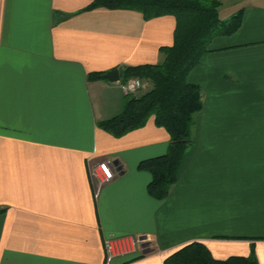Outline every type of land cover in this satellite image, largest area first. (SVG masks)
I'll return each instance as SVG.
<instances>
[{
    "label": "crops",
    "instance_id": "obj_1",
    "mask_svg": "<svg viewBox=\"0 0 264 264\" xmlns=\"http://www.w3.org/2000/svg\"><path fill=\"white\" fill-rule=\"evenodd\" d=\"M93 1L0 0V264H107L106 239L110 264H165L193 241L264 264V0L188 75L203 108L162 200L138 166L167 152L169 132L154 117L121 137L102 129L127 93L89 75L161 62L176 19ZM106 160L115 177L100 186Z\"/></svg>",
    "mask_w": 264,
    "mask_h": 264
},
{
    "label": "trees",
    "instance_id": "obj_2",
    "mask_svg": "<svg viewBox=\"0 0 264 264\" xmlns=\"http://www.w3.org/2000/svg\"><path fill=\"white\" fill-rule=\"evenodd\" d=\"M219 5V0H94L87 8L134 9L146 19L164 15L176 19L174 43L160 49L163 61L120 69L123 83L139 77L150 81L152 87L140 95L126 94L123 111L98 124L121 137L144 127L154 117L156 125L169 132L167 152L145 159L138 166L151 174L148 193L160 200L169 195L179 180L185 153L193 144L194 116L203 108L202 89L190 82L188 75L209 51L213 38L233 34L243 21L244 10L223 19ZM106 73L93 72L89 78L105 80ZM165 264H258V260L254 249L249 256L218 259L203 242L193 241L170 254Z\"/></svg>",
    "mask_w": 264,
    "mask_h": 264
},
{
    "label": "built area",
    "instance_id": "obj_3",
    "mask_svg": "<svg viewBox=\"0 0 264 264\" xmlns=\"http://www.w3.org/2000/svg\"><path fill=\"white\" fill-rule=\"evenodd\" d=\"M142 87H144V84L138 78H130L123 83V88L127 94H137ZM92 174L97 179L100 186L105 182L112 180L115 177L112 161L106 160L99 163L93 170ZM104 246L107 252V264H110L117 254L114 240L106 239L104 241Z\"/></svg>",
    "mask_w": 264,
    "mask_h": 264
},
{
    "label": "rangeland",
    "instance_id": "obj_4",
    "mask_svg": "<svg viewBox=\"0 0 264 264\" xmlns=\"http://www.w3.org/2000/svg\"><path fill=\"white\" fill-rule=\"evenodd\" d=\"M219 1H220V5L218 9L220 16L223 19H229L233 14H235L239 10H244L243 6H245L248 3L247 2L248 0H219ZM132 78H138L144 84V87H142L139 90L137 95L147 92L152 87V83L150 81H146L145 79L139 77H132Z\"/></svg>",
    "mask_w": 264,
    "mask_h": 264
},
{
    "label": "water",
    "instance_id": "obj_5",
    "mask_svg": "<svg viewBox=\"0 0 264 264\" xmlns=\"http://www.w3.org/2000/svg\"><path fill=\"white\" fill-rule=\"evenodd\" d=\"M104 77L109 80V81H112V82H117L120 80V71L118 69H114V70H111V71H108Z\"/></svg>",
    "mask_w": 264,
    "mask_h": 264
}]
</instances>
